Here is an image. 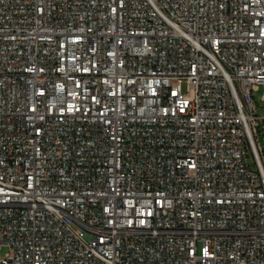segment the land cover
<instances>
[{
    "label": "built area",
    "instance_id": "built-area-1",
    "mask_svg": "<svg viewBox=\"0 0 264 264\" xmlns=\"http://www.w3.org/2000/svg\"><path fill=\"white\" fill-rule=\"evenodd\" d=\"M264 0H0V264H264Z\"/></svg>",
    "mask_w": 264,
    "mask_h": 264
},
{
    "label": "rangeland",
    "instance_id": "rangeland-1",
    "mask_svg": "<svg viewBox=\"0 0 264 264\" xmlns=\"http://www.w3.org/2000/svg\"><path fill=\"white\" fill-rule=\"evenodd\" d=\"M263 93H264V88H263V87H261L258 91L254 92L255 99H256L259 103L262 102V101H261V97H262ZM262 142H263V144H264V140H262ZM8 251H9V248H8V247H4V248H2V250H0V253H1L2 255H4V254H6Z\"/></svg>",
    "mask_w": 264,
    "mask_h": 264
}]
</instances>
